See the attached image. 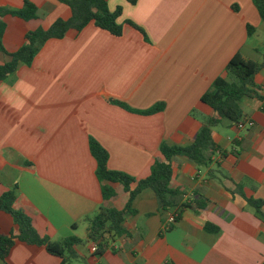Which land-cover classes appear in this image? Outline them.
Here are the masks:
<instances>
[{
    "label": "crops",
    "instance_id": "obj_1",
    "mask_svg": "<svg viewBox=\"0 0 264 264\" xmlns=\"http://www.w3.org/2000/svg\"><path fill=\"white\" fill-rule=\"evenodd\" d=\"M25 1L43 17L1 18L2 45L9 53L22 45L26 32L46 30L71 16L59 0H0V8L18 10ZM105 1L111 11L121 8L120 37L93 24L69 31L48 40L30 66L19 65L0 82V196L15 191L13 208L22 209L36 232L52 241L86 240V218L100 208L122 210L128 201L120 185L97 179L90 139L106 150L110 170L141 180L161 158L162 143L186 146L193 141L200 126L197 116L212 115L200 98L236 53L263 63L254 85L264 97V22L253 0ZM247 25L254 28L251 36ZM7 62L0 51V64ZM109 100L138 111L159 103L164 109L144 116ZM262 106L255 98H243V128L225 121L213 128L218 150L207 167L174 160L171 188L183 195V203L197 198L195 193L202 196L205 209H186L164 232L169 213L162 214L153 191L145 189L133 200L136 213L123 223L129 237L111 239L99 258L90 253V242L78 246L72 264L78 259L81 264H264V223L245 201L264 202ZM103 185H110L116 196L104 200ZM207 223L218 232L205 231ZM0 229L17 234L2 211ZM60 262L44 247L20 241L0 259V264Z\"/></svg>",
    "mask_w": 264,
    "mask_h": 264
},
{
    "label": "trees",
    "instance_id": "obj_2",
    "mask_svg": "<svg viewBox=\"0 0 264 264\" xmlns=\"http://www.w3.org/2000/svg\"><path fill=\"white\" fill-rule=\"evenodd\" d=\"M66 4L71 16L67 20L58 19L54 21L48 29H36L28 31L23 37L22 45L14 52H7L2 45V37L5 24L2 17L10 15L23 21L38 20L43 15L32 3L25 1L22 8L11 10L0 8V51L8 56L9 62L0 64V82L11 76L19 65L30 66L39 53L43 45L50 39H61L69 31L80 32L89 24L107 32L113 37H120L123 27L117 21L121 15V8L114 11L109 10L105 0H59ZM130 5H135L137 0H125ZM253 5L257 9L260 19L264 22V0H253ZM127 25L144 36L143 30L131 22ZM247 35L251 36L254 28L247 25ZM264 57V52H263ZM263 63L246 60L241 53H236L227 63L223 76L217 77L210 88L201 96V103L207 105L211 111V116H197L200 126L193 141L186 146L167 145L160 146L161 158H156L150 174L141 180L119 171L110 170L107 167L108 154L95 140H89V152L96 162V177L100 182L120 185L128 193V201L122 210L114 208H100L99 211L90 218H86L88 223L87 238L81 240L76 236H70L60 241H52L46 236H40L31 224L30 218L22 209H14L16 200L15 191H8L0 196V211L6 213L13 224L17 227V234L4 233L0 229V259L4 261L15 241L23 242L29 246L44 247L52 256L61 260L60 264H72L77 257L75 248L85 245L87 242L95 243L97 246L95 258L102 256L108 249L111 239L114 237L128 236L123 223L127 215H134L136 211L132 208L133 200L145 189H150L155 194L158 209L162 214L170 213L174 215V223L163 227V231H169L179 220L181 214L186 209H205L206 200L196 194L195 199L189 203H183V195L171 188L172 164L176 158H183L198 166H208L212 162V157L218 150V146L212 138L213 128L222 124L223 121L229 125H243L244 115L240 108L243 98L252 97L262 103L261 110L264 111V97L259 94V89L254 85V77L262 67ZM110 103L122 109L139 115H152L161 112L164 105L159 103L153 107L138 111L129 108L126 104L109 100ZM235 144H240L235 142ZM241 150V149H240ZM135 184L134 189L131 186ZM240 190L239 184H234ZM101 193L104 200L112 199L116 196L114 189L110 185H103ZM247 205L253 210L255 217L264 223V202L261 200L245 199ZM205 231L210 233L218 232L217 227L207 223ZM129 237V236H128ZM114 252L115 250L110 247Z\"/></svg>",
    "mask_w": 264,
    "mask_h": 264
},
{
    "label": "built area",
    "instance_id": "obj_3",
    "mask_svg": "<svg viewBox=\"0 0 264 264\" xmlns=\"http://www.w3.org/2000/svg\"><path fill=\"white\" fill-rule=\"evenodd\" d=\"M251 122H248V125L251 126ZM237 129H242L243 128V125H238V126H235ZM174 215L173 214H167V217H166V221H165V224H164V227H166L167 225H171L173 224L175 221H174ZM89 250H90V253L91 254H95L96 253V250H97V246L95 243H90V246H89Z\"/></svg>",
    "mask_w": 264,
    "mask_h": 264
},
{
    "label": "rangeland",
    "instance_id": "obj_4",
    "mask_svg": "<svg viewBox=\"0 0 264 264\" xmlns=\"http://www.w3.org/2000/svg\"><path fill=\"white\" fill-rule=\"evenodd\" d=\"M80 262L81 261H79V259H78V260H75L73 264H81Z\"/></svg>",
    "mask_w": 264,
    "mask_h": 264
}]
</instances>
